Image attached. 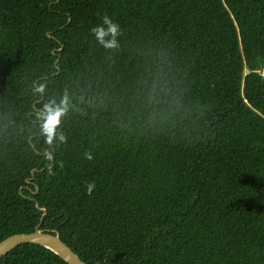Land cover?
<instances>
[{
	"label": "trees",
	"instance_id": "obj_1",
	"mask_svg": "<svg viewBox=\"0 0 264 264\" xmlns=\"http://www.w3.org/2000/svg\"><path fill=\"white\" fill-rule=\"evenodd\" d=\"M65 93L49 145L36 116ZM36 203L87 264H264V0H0V242Z\"/></svg>",
	"mask_w": 264,
	"mask_h": 264
},
{
	"label": "clouds",
	"instance_id": "obj_2",
	"mask_svg": "<svg viewBox=\"0 0 264 264\" xmlns=\"http://www.w3.org/2000/svg\"><path fill=\"white\" fill-rule=\"evenodd\" d=\"M100 23L93 26L90 32L94 35L96 41L105 49H114L118 46V37L121 34V25L117 23L112 17L103 15L100 17ZM45 85H41L35 91L43 93ZM69 97L67 93L63 98L57 102L52 99L45 103L38 111L36 119L40 122V130L47 137V143L53 145L58 139L60 142H66V137L61 133L58 134V128L61 125L62 118L69 110ZM86 158L93 159L91 154H85ZM95 188L94 183L87 184V193L92 194Z\"/></svg>",
	"mask_w": 264,
	"mask_h": 264
},
{
	"label": "water",
	"instance_id": "obj_3",
	"mask_svg": "<svg viewBox=\"0 0 264 264\" xmlns=\"http://www.w3.org/2000/svg\"><path fill=\"white\" fill-rule=\"evenodd\" d=\"M36 171L40 170L33 169L32 173L34 174ZM32 179L33 177L27 179V183H31ZM36 206L43 212L41 222L36 230L31 233L14 234L3 239L0 242V259L23 243H33L50 249L68 264H87L61 239L59 233L53 234L40 229L43 219L47 214V210L46 208L41 207L39 203H36Z\"/></svg>",
	"mask_w": 264,
	"mask_h": 264
}]
</instances>
